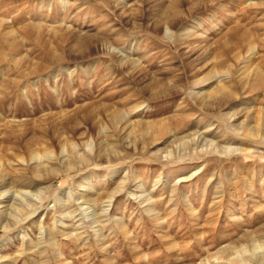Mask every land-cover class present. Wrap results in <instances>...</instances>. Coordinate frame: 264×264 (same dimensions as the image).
<instances>
[{"label":"rangeland","instance_id":"rangeland-1","mask_svg":"<svg viewBox=\"0 0 264 264\" xmlns=\"http://www.w3.org/2000/svg\"><path fill=\"white\" fill-rule=\"evenodd\" d=\"M1 212L0 264H259L264 0H0Z\"/></svg>","mask_w":264,"mask_h":264},{"label":"bare ground","instance_id":"bare-ground-1","mask_svg":"<svg viewBox=\"0 0 264 264\" xmlns=\"http://www.w3.org/2000/svg\"><path fill=\"white\" fill-rule=\"evenodd\" d=\"M210 134H215L214 136H217L216 135V132L215 133H213V131H212V133L210 132ZM219 137V136H218ZM196 138H193V139H191L190 141L192 142L191 144L192 145H196V148H197V145H198V142H197V139L195 140ZM205 143H207L206 141H204ZM209 145H212V143H209ZM203 146V145H202ZM222 147L224 148V146H221V147H218V149H219V151H222ZM221 149V150H220ZM233 150H237L236 148H234ZM228 151V150H227ZM230 151V150H229ZM28 195V194H27ZM22 198V197H21ZM10 210H19L18 208H17V206H13V204H12V206L9 208ZM12 212V211H11ZM14 212V211H13ZM17 213V212H16ZM2 214V212L0 213V215ZM69 214V213H68ZM8 216H10V215H8L7 214V217L5 216V215H3V219H2V227L3 228H6L7 226H8V224L10 223V221H11V219L9 220V217ZM14 217V216H13ZM15 219V218H14ZM4 221V222H3ZM103 236V235H102ZM248 240H250V239H248ZM248 242V241H247ZM249 242H251V246H253V249H256L257 248V245L256 244H254V242H253V240H251V241H249ZM248 245V244H247ZM244 250H245V248H244ZM225 251V250H224ZM227 251H228V249H227ZM226 252V251H225ZM252 258V257H251ZM250 259V258H249ZM248 259V260H249ZM264 259V256H260V258L258 259V258H256V259H254L256 262H258L259 264H260V261L262 262V260ZM250 262H251V259L249 260Z\"/></svg>","mask_w":264,"mask_h":264}]
</instances>
